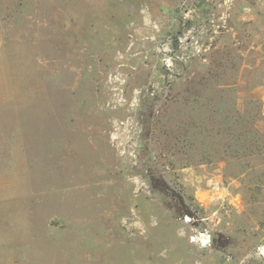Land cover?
Returning <instances> with one entry per match:
<instances>
[{"label": "rangeland", "instance_id": "374dc122", "mask_svg": "<svg viewBox=\"0 0 264 264\" xmlns=\"http://www.w3.org/2000/svg\"><path fill=\"white\" fill-rule=\"evenodd\" d=\"M0 264H264V0H0Z\"/></svg>", "mask_w": 264, "mask_h": 264}]
</instances>
